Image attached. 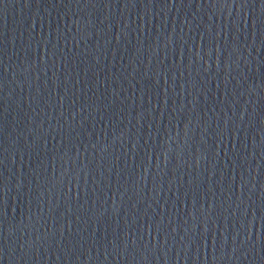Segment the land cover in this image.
<instances>
[{"label":"water","instance_id":"95a60500","mask_svg":"<svg viewBox=\"0 0 264 264\" xmlns=\"http://www.w3.org/2000/svg\"><path fill=\"white\" fill-rule=\"evenodd\" d=\"M0 264H264V0H0Z\"/></svg>","mask_w":264,"mask_h":264}]
</instances>
